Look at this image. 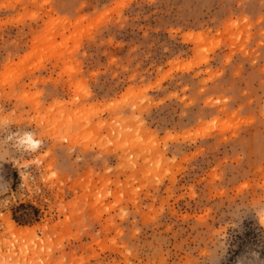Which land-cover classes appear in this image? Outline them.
Returning a JSON list of instances; mask_svg holds the SVG:
<instances>
[{"label": "rangeland", "instance_id": "rangeland-1", "mask_svg": "<svg viewBox=\"0 0 264 264\" xmlns=\"http://www.w3.org/2000/svg\"><path fill=\"white\" fill-rule=\"evenodd\" d=\"M1 263L264 264V0H0Z\"/></svg>", "mask_w": 264, "mask_h": 264}, {"label": "bare ground", "instance_id": "bare-ground-1", "mask_svg": "<svg viewBox=\"0 0 264 264\" xmlns=\"http://www.w3.org/2000/svg\"><path fill=\"white\" fill-rule=\"evenodd\" d=\"M27 138H28V137H27ZM28 139H29V138H28ZM29 140H30V141H33L32 138H30ZM29 140H28V141H29ZM35 145H36V144H35ZM9 225H10V227L13 226L11 223H10ZM25 258H26V260H27V257H25ZM1 264H2V263H1ZM7 264H10V263H7ZM11 264H12V263H11Z\"/></svg>", "mask_w": 264, "mask_h": 264}]
</instances>
